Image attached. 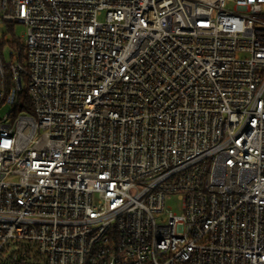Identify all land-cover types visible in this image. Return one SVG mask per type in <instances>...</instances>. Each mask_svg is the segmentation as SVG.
I'll return each mask as SVG.
<instances>
[{"label": "built area", "instance_id": "obj_1", "mask_svg": "<svg viewBox=\"0 0 264 264\" xmlns=\"http://www.w3.org/2000/svg\"><path fill=\"white\" fill-rule=\"evenodd\" d=\"M0 264H264V0H0Z\"/></svg>", "mask_w": 264, "mask_h": 264}, {"label": "rangeland", "instance_id": "obj_2", "mask_svg": "<svg viewBox=\"0 0 264 264\" xmlns=\"http://www.w3.org/2000/svg\"><path fill=\"white\" fill-rule=\"evenodd\" d=\"M21 30H22V26H20V25H18V26H16V29H15V33H16V35H20V32H21ZM26 80H24L23 79V83H24V92H26V89H27V87H26V82H25ZM167 205L169 206V205H173V210L174 211H176V212H179V209H178V202L176 201V199H174V198H172V199H170V200H167Z\"/></svg>", "mask_w": 264, "mask_h": 264}]
</instances>
